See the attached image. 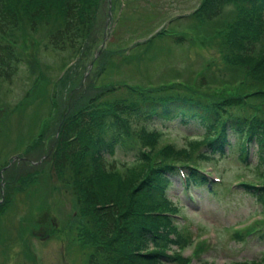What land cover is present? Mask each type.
Returning a JSON list of instances; mask_svg holds the SVG:
<instances>
[{
	"label": "rangeland",
	"instance_id": "rangeland-1",
	"mask_svg": "<svg viewBox=\"0 0 264 264\" xmlns=\"http://www.w3.org/2000/svg\"><path fill=\"white\" fill-rule=\"evenodd\" d=\"M93 2L94 21L80 51L79 46L64 51L51 47L47 35L53 27L41 24L34 30L26 17L19 36H12L20 62L10 80L0 76V170L10 162L0 180V264H89L93 253L105 264H119L117 251H132L123 233L107 237L97 227L73 182L72 165L54 164L62 150L57 130L68 116L78 120L81 111L111 114L156 94H191L207 102L244 96L252 88L264 91V32L258 50L243 55L228 38L241 27L242 6L236 1L226 2L213 21L194 12L203 0ZM53 11V18H62L57 7ZM261 93L241 102L264 116ZM124 110L117 112L131 149L108 153L107 165H114L100 171L97 180L124 174L135 164V148L154 160L178 152L192 153L195 160L200 154L197 160L214 180L213 190L207 191L195 185L184 188L183 176L172 178V206L140 186L130 196L124 189L116 192L129 203L138 192L146 203L137 202L136 215L126 226L154 216L149 220L154 235L162 244L171 243V248L154 245L147 251L162 252L172 259L169 264L263 262L264 171L254 168L255 155L251 153L249 163L235 152L208 155V137L201 139L198 123H185L179 116L141 121L134 111ZM79 133L89 143L95 139L90 132ZM16 155L20 159L13 160ZM121 182L132 191L134 181Z\"/></svg>",
	"mask_w": 264,
	"mask_h": 264
},
{
	"label": "trees",
	"instance_id": "trees-1",
	"mask_svg": "<svg viewBox=\"0 0 264 264\" xmlns=\"http://www.w3.org/2000/svg\"><path fill=\"white\" fill-rule=\"evenodd\" d=\"M229 1L203 0L194 12L203 21H213L222 15L223 6ZM231 1H236L237 6H242V12L241 27L237 25L235 34L233 29L231 30V36H228L229 41L232 42V46L236 43L242 55L258 50L257 45L264 32V0ZM95 4L93 0H0V76L10 80L14 74L12 70L16 66L15 63L20 62L17 57L16 39L12 36H19L24 28L22 27L23 17L28 19L30 27L34 30H38L41 24L45 26L49 24L53 27L47 35V42L51 47L64 51L66 46L73 48L79 46L80 51L89 37L90 26L94 21ZM56 7L62 16L61 19L54 17L59 19L57 23L52 17V13H55L53 9ZM238 61L235 60V62ZM261 92H264L262 87L252 88L249 93L245 92L244 96L231 95L207 102L191 94L176 93L174 98L167 97L166 93L161 96L156 94L151 98H145L143 103L132 102L121 105L119 110L117 108L111 114L104 112L88 114L81 111L78 120L71 116L64 120L60 129L57 130L60 144L58 148L62 147V150H58L54 164L57 168L72 165L73 182L81 192L86 207L93 212L97 227L102 229L107 237L123 233L128 239V247L132 251L128 255L125 251H117L115 261L119 264H169L172 260L162 252L147 251L154 245L171 248V243L162 244L161 237L154 235V227L149 221L153 222L154 216H144L143 221L134 227L126 226L133 215H136L133 209L138 207L137 202L146 206L145 201H141V197L137 195L138 192L129 203L127 198L117 195V191L124 189L129 195L133 193L136 186H140V191L153 194L157 199L165 198L172 206L173 202L168 191L173 183L172 178L179 177L182 168L187 171L186 176L190 184L201 186L208 182L202 167L190 157L192 153L184 156L182 152H178L173 153L172 156L154 160L146 151L137 148L131 151L135 164L131 167L127 166L124 174L105 178L101 182L97 180L100 171L108 170L109 166L114 165L109 162L110 165H107L108 153L110 154L116 148L131 149L123 130L124 120L119 118L117 111L126 112L124 109H127L129 113L134 111L141 121H149L154 117L165 121L174 119L176 116L181 117L185 123L194 121L203 130L201 134L199 133L201 139L208 137L204 147L208 155L221 156V154L229 155L235 152L238 158L249 163L252 153L257 158L254 168L263 172L264 116L260 109L248 110L249 107L241 102V98L261 95ZM93 114L97 115L93 116ZM81 130L93 134L94 141L89 143L81 139L79 137ZM1 176L0 170V179ZM122 179L134 181L133 187H130L131 192L126 186L123 188ZM243 184L242 186L252 188L257 186L255 183H252L253 186ZM246 190L262 198V193L254 192L249 188ZM118 197L121 198L120 201L117 200ZM174 207L178 210L177 205ZM114 242L117 243L116 240ZM98 249L101 250L97 248V251ZM100 260L98 253H93L89 264H105ZM251 264H264V261H252Z\"/></svg>",
	"mask_w": 264,
	"mask_h": 264
}]
</instances>
